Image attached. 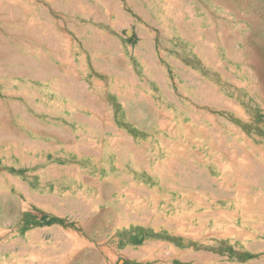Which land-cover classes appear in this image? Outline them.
I'll return each mask as SVG.
<instances>
[{"label":"rangeland","instance_id":"1","mask_svg":"<svg viewBox=\"0 0 264 264\" xmlns=\"http://www.w3.org/2000/svg\"><path fill=\"white\" fill-rule=\"evenodd\" d=\"M25 1L0 0V264H264V0H95L46 41Z\"/></svg>","mask_w":264,"mask_h":264},{"label":"crops","instance_id":"2","mask_svg":"<svg viewBox=\"0 0 264 264\" xmlns=\"http://www.w3.org/2000/svg\"><path fill=\"white\" fill-rule=\"evenodd\" d=\"M91 1H92V3L90 2V0H40L39 2H37V0H26L25 2L28 3V7H27L28 9L26 8L25 11L20 12L19 14L22 17H28V18H24L23 20H21L22 23H26V24L33 25V26L34 25L38 26V24H44V27H46L45 28L46 31L44 32V34H43L44 37H42V38H44V41H46V40H48L49 36L50 37H52V36L56 37L55 36V30L51 26L52 24H58V26L57 25L56 26L59 27V26H62V24L69 25V23H80V22H82V20L80 21L79 19H75V18L68 19V17H74L75 16L74 13H76V12L78 13L79 8L82 9L81 11H83V9L85 8L84 11L86 13L90 9H93L95 6L94 5L95 0H91ZM96 1H98V2L100 1L105 5L107 15H114L115 16L116 23H118V21L119 22L122 21L125 18L126 10H124L117 2H114V0H96ZM127 3H128L127 5H129L132 8V10L134 11V13L137 16H140L143 19L145 18L144 13L141 12L140 9H138L139 6L134 5L131 0H128ZM84 11L82 12V15H84V13H85ZM9 14L16 16L15 12H12V11ZM41 15L45 16L46 18H44V20L39 19L38 16H41ZM68 27L73 32H75L79 35L83 36V35H85V33L89 32L90 35L92 37H94L93 42L82 39L83 46L87 50H89L91 48H96V49L99 47L101 48V44L104 45L105 39L108 38L107 33L99 34L91 26L85 28L86 30L83 31L84 32L83 34H81L80 31L78 29L74 28L73 26H68ZM136 27L138 28V31L140 33L141 40H140V43H138L136 45L134 54L139 56L138 60L141 61L142 64H145V66H144L145 72H152V73H150V75L152 77V81H154L156 84L160 85V81H161V80L159 81V79H160L159 78L160 77V67L152 58L148 57V55H147L150 45L148 42L147 34L145 33V28L143 26L141 27L139 25H136ZM91 33H93V34H91ZM37 36H39V35H37ZM101 39L103 40L102 43L100 42ZM44 41H43V43H44ZM49 45H46V46H49ZM58 45H60V43ZM64 59L66 60V58H64ZM67 61H69V56H67ZM92 64L97 71H104V69H102V66H100L99 63L92 62ZM50 70H52V69H50ZM50 70L46 69V68H40L37 71L38 72H50ZM65 70L66 69H64V71ZM39 76H41V75H39ZM45 76L47 77V75H45ZM36 78L39 79L38 76H36ZM59 80H61L60 75H59ZM65 89L66 88L62 86V87H60L61 91H56V90L55 91L59 92V93L61 92L65 96L74 98L75 90L73 88H71V90L70 89L65 90ZM68 91H70V92L67 93ZM89 99H91V98H89ZM169 99L173 100V98H171V97H169ZM86 103H88L87 100L85 101V104ZM89 109H92V111H95L96 113L101 115L99 107H97L93 102H92V105L89 106ZM70 117L73 118L74 120H77V121L81 120V118H77L75 116H70ZM192 119L196 120L195 117H192ZM81 122L85 123V125H87L90 128H98L99 126H100V128L105 127V125H102V123H101V125H98V124L95 125V124L90 123V122H86V121L84 122V120H81ZM193 123L196 124V122H193ZM199 127L206 132L205 126L200 125ZM105 129L112 131V133H114V134H117L116 131H114V126L111 122L107 123V126L105 127ZM122 139L124 140V135L121 134V142H123ZM188 140L190 141V138ZM124 144H126V142H124ZM218 149L220 150V148H218Z\"/></svg>","mask_w":264,"mask_h":264},{"label":"bare ground","instance_id":"3","mask_svg":"<svg viewBox=\"0 0 264 264\" xmlns=\"http://www.w3.org/2000/svg\"><path fill=\"white\" fill-rule=\"evenodd\" d=\"M115 2V1H114ZM114 4V3H113ZM119 6V5H118ZM118 17V16H117ZM29 23V22H28ZM32 24V23H31ZM142 27V26H141ZM140 28V27H139ZM92 30V29H91ZM183 30V29H182ZM160 78V77H159ZM209 88V87H208ZM70 91H68L67 93H69ZM211 92V91H210ZM61 93V92H60ZM67 95V94H66ZM69 95V94H68ZM53 128V127H52ZM207 132V131H206ZM12 135V134H11ZM15 135V134H14ZM59 135V134H58ZM7 136V135H6ZM13 136V135H12ZM16 137V136H15ZM18 137V136H17ZM14 138V137H13ZM12 139V138H11ZM190 140H191V138H190ZM195 142V141H194ZM210 146V145H209ZM212 158V157H211ZM218 165V164H217ZM218 167V169L217 170H215L216 172H219V176H225V174L227 173V171L226 170H228V169H224V168H222L221 167V165H218L217 166ZM76 169V168H75ZM232 170V169H231ZM51 172V171H50ZM245 173V172H244ZM230 174H233V173H230ZM235 174V173H234ZM236 175H237V173H236ZM229 176V175H228ZM238 176V175H237ZM232 177H234V175L232 176ZM226 178V177H225ZM233 179V178H232ZM16 180V179H15ZM201 181V180H200ZM241 182H242V180H241ZM184 183V182H183ZM197 183V182H196ZM238 183V182H237ZM21 184V183H20ZM189 193V192H188ZM215 193V192H214ZM218 195V194H217ZM183 197V196H182ZM221 197V196H220ZM246 197V196H245ZM252 197V196H251ZM259 197V196H258ZM185 199V198H184ZM187 200V199H186ZM250 200V199H249ZM254 201H256L255 199H254ZM245 204V203H244ZM255 204V203H254ZM250 205V204H249ZM253 207H254V205H253ZM262 207V206H261ZM260 207V208H261ZM248 209H250L249 207H248ZM245 211V210H244ZM250 211H252V210H250ZM258 211V210H257ZM253 212V211H252ZM260 213V212H259ZM30 239V238H29ZM34 239V238H33ZM35 240V239H34ZM138 255V254H137ZM47 259V258H46ZM43 260V259H42Z\"/></svg>","mask_w":264,"mask_h":264}]
</instances>
